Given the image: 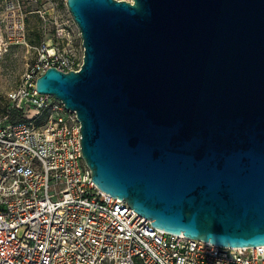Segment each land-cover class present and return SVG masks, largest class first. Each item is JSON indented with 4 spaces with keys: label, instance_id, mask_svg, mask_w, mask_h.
<instances>
[{
    "label": "water",
    "instance_id": "water-1",
    "mask_svg": "<svg viewBox=\"0 0 264 264\" xmlns=\"http://www.w3.org/2000/svg\"><path fill=\"white\" fill-rule=\"evenodd\" d=\"M77 71L36 91L75 111L91 177L154 227L264 245V0H66Z\"/></svg>",
    "mask_w": 264,
    "mask_h": 264
},
{
    "label": "built area",
    "instance_id": "built-area-1",
    "mask_svg": "<svg viewBox=\"0 0 264 264\" xmlns=\"http://www.w3.org/2000/svg\"><path fill=\"white\" fill-rule=\"evenodd\" d=\"M29 5L43 20L58 8L57 0H0V51L29 47ZM71 20L80 51L67 25L55 24L2 96L0 264H264V245L230 248L166 232L93 182L76 112L35 84L50 67L80 69L82 40Z\"/></svg>",
    "mask_w": 264,
    "mask_h": 264
},
{
    "label": "rangeland",
    "instance_id": "rangeland-1",
    "mask_svg": "<svg viewBox=\"0 0 264 264\" xmlns=\"http://www.w3.org/2000/svg\"><path fill=\"white\" fill-rule=\"evenodd\" d=\"M57 4L56 14L48 20H43L40 14L33 12L36 8L35 5L27 6L26 28L29 47L11 46L6 50L2 48L0 51V112L5 108L2 96L18 86L22 74L27 66L37 59L40 46L55 24L64 23L67 25L72 36L71 45L76 52L80 51L81 42L65 5V0H57Z\"/></svg>",
    "mask_w": 264,
    "mask_h": 264
}]
</instances>
